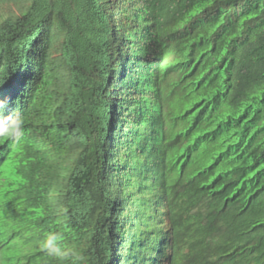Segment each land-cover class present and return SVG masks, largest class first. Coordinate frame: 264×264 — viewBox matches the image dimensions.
<instances>
[{
  "label": "trees",
  "instance_id": "obj_1",
  "mask_svg": "<svg viewBox=\"0 0 264 264\" xmlns=\"http://www.w3.org/2000/svg\"><path fill=\"white\" fill-rule=\"evenodd\" d=\"M0 264H264V0H0Z\"/></svg>",
  "mask_w": 264,
  "mask_h": 264
},
{
  "label": "clouds",
  "instance_id": "obj_2",
  "mask_svg": "<svg viewBox=\"0 0 264 264\" xmlns=\"http://www.w3.org/2000/svg\"><path fill=\"white\" fill-rule=\"evenodd\" d=\"M8 101L0 99V137L18 140L22 137L25 118L18 112H7ZM41 249L50 257L58 261H70L71 264H80L84 257L75 249L64 244V237L56 231L48 232L40 241Z\"/></svg>",
  "mask_w": 264,
  "mask_h": 264
}]
</instances>
